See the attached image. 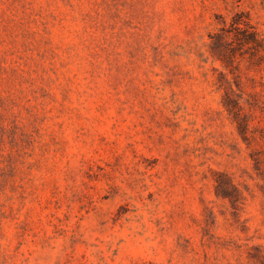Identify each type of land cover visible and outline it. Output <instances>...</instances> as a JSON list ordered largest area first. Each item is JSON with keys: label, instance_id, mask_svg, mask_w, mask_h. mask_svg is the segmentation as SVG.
Segmentation results:
<instances>
[{"label": "rangeland", "instance_id": "1", "mask_svg": "<svg viewBox=\"0 0 264 264\" xmlns=\"http://www.w3.org/2000/svg\"><path fill=\"white\" fill-rule=\"evenodd\" d=\"M0 264H264V0H0Z\"/></svg>", "mask_w": 264, "mask_h": 264}, {"label": "trees", "instance_id": "2", "mask_svg": "<svg viewBox=\"0 0 264 264\" xmlns=\"http://www.w3.org/2000/svg\"><path fill=\"white\" fill-rule=\"evenodd\" d=\"M252 35H253V36H252L251 40H252V41H257L256 35H255L254 33H253Z\"/></svg>", "mask_w": 264, "mask_h": 264}]
</instances>
